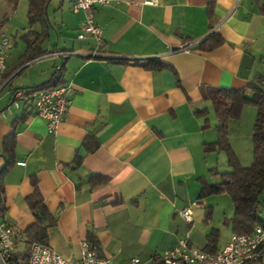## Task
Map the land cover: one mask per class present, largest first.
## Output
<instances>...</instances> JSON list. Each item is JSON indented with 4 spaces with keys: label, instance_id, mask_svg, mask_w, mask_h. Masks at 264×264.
<instances>
[{
    "label": "crops",
    "instance_id": "crops-1",
    "mask_svg": "<svg viewBox=\"0 0 264 264\" xmlns=\"http://www.w3.org/2000/svg\"><path fill=\"white\" fill-rule=\"evenodd\" d=\"M65 1L57 30L63 45L45 46L49 53L28 64L42 63L41 83L61 66L57 51L72 52L65 58V83L75 94L57 132L32 112L21 118L24 110L11 105L14 89L30 87H9L19 69L0 90V169L4 139L14 132L17 140L16 164L4 180V218L26 235L36 220L27 201L36 176L56 218L48 245L71 261L80 259L81 242L91 233L101 255L116 264L133 258L157 264L187 234L195 247L222 249L233 234L228 220L234 214L223 212L216 196L200 198V178L214 183L220 176L211 169L221 171V153L205 152V144L217 139L218 119L201 87L238 89L264 76V0H114L95 11L102 44L77 38L85 13ZM214 32L223 37L221 45L196 47ZM19 58L8 57V69ZM151 58L175 71L137 63ZM200 108L207 116L196 113ZM87 140L98 147L89 150ZM187 207L192 223L179 214ZM26 239L17 240L16 253Z\"/></svg>",
    "mask_w": 264,
    "mask_h": 264
},
{
    "label": "trees",
    "instance_id": "trees-1",
    "mask_svg": "<svg viewBox=\"0 0 264 264\" xmlns=\"http://www.w3.org/2000/svg\"><path fill=\"white\" fill-rule=\"evenodd\" d=\"M8 2L13 10L17 9L19 0H8ZM49 2L50 0H29V27L22 36L27 47L19 60L7 70L5 78H9L15 70L26 63L46 56L49 53V50L45 48V44L51 37V22L48 16ZM259 9L264 14V4H259ZM37 24L40 25V30L35 29ZM223 42V37L214 32L206 41L199 43L196 47L213 49ZM137 63L142 64L147 69L170 68L174 70L172 65L162 61L160 58L146 59L137 61ZM65 64L66 61L63 59L61 66L55 69L49 79L33 87L51 89L63 85L65 83ZM22 70L16 75L20 74ZM178 81L180 82L179 79ZM201 90L203 98L212 102L218 119L216 125L217 139L214 142L205 144V152H226L230 169L220 172L216 168L211 169L212 174L220 176V181L218 182L208 183L205 178H200L202 181L200 198L225 193L230 195L234 205V215L228 220V223L232 226L233 232L251 233L258 226L264 228V219L260 210L261 197L264 194V76L258 74L246 86L238 89L202 86ZM246 104L254 105L257 109L253 131V162L249 166L241 163L229 139V121L233 118H240ZM196 113L207 116L208 109L200 108L196 110ZM27 115L28 111H24L21 118H26ZM206 121L208 122V119ZM3 144L6 160L0 169V217H4L6 214L4 180L16 164V134L12 132L6 136ZM85 145L91 151L98 147V145H91L88 140ZM81 159L77 155L76 162L81 163ZM31 182L34 186V191L28 196L27 201L36 220L26 230L27 239L24 250L17 253V256L23 257V264H29V248L33 243L48 244V229L56 223V218L47 208L45 198L39 188L38 178L32 176ZM88 240L92 244L98 245V240L92 233ZM262 259L263 257L260 261ZM157 264H163V262L159 259Z\"/></svg>",
    "mask_w": 264,
    "mask_h": 264
},
{
    "label": "built area",
    "instance_id": "built-area-1",
    "mask_svg": "<svg viewBox=\"0 0 264 264\" xmlns=\"http://www.w3.org/2000/svg\"><path fill=\"white\" fill-rule=\"evenodd\" d=\"M73 12L83 11L82 32L77 36L80 40L94 38L98 44L103 43V28L96 22V8L112 3L114 0H67ZM158 0H144V4L155 5ZM16 39L11 38L0 29V87L5 86L9 78H5L8 70V57ZM57 55L67 58L72 52L57 51ZM96 56L93 52L92 57ZM75 87L72 83L46 89L42 87L16 88L12 92L11 105L32 112L46 119L50 133H56L60 123L73 104ZM180 216L192 223L193 209L187 207L179 210ZM15 224L0 217V264H23V257L17 256V240L26 239ZM264 228L258 226L251 233H236L220 250L201 249L190 244L189 235L165 250L158 258L163 264H254L264 256ZM29 264H116L110 257L102 256L98 245L85 239L81 242V256L77 262L61 255L57 250L43 243H33L29 248ZM132 264H140L139 258H133Z\"/></svg>",
    "mask_w": 264,
    "mask_h": 264
},
{
    "label": "rangeland",
    "instance_id": "rangeland-1",
    "mask_svg": "<svg viewBox=\"0 0 264 264\" xmlns=\"http://www.w3.org/2000/svg\"><path fill=\"white\" fill-rule=\"evenodd\" d=\"M60 2L61 0H50L48 4V16L53 25L51 30V37L45 44V46L49 49H52L56 44L63 45V39L61 38V40L59 41V34L57 33L61 18V12H59ZM28 10L29 0H19L16 10L12 9L8 0H0V27L3 28L2 30L7 36L11 38L16 37L17 41V44L10 52L9 62L16 61L26 50L27 46L25 41L22 39V36L29 27ZM39 28V24L35 25V29ZM41 66H43L42 63H39L38 65L28 66L20 74L13 77L9 87L31 86L35 83H39V81H42L43 79H46L45 72L41 70ZM17 70H15L14 73ZM212 112L215 116V112ZM256 117V107L251 104H246L243 108L240 118H233L229 121V139L233 150L235 151L242 164L251 163L253 160L252 131L254 128ZM220 153L221 158L219 163V170L225 171L229 168L228 156L224 151ZM219 180L220 178L218 177L213 181L216 182ZM212 196H216L220 199L223 212H226L228 215L234 214V205L229 194L225 193ZM261 200L262 203H260V210L261 216L264 219V194L262 195ZM230 232L231 231H229V233ZM256 264H264V258L263 261H258Z\"/></svg>",
    "mask_w": 264,
    "mask_h": 264
},
{
    "label": "water",
    "instance_id": "water-1",
    "mask_svg": "<svg viewBox=\"0 0 264 264\" xmlns=\"http://www.w3.org/2000/svg\"><path fill=\"white\" fill-rule=\"evenodd\" d=\"M207 38H204L203 40H201V41H204V40H206ZM197 43H200V42H197ZM196 43V44H197ZM38 59V58H37ZM36 60V59H35ZM30 62H28V63H26L25 65H23L21 68H19V70L15 73V74H13L11 77H13V76H15L19 71H21L24 67H26V66H28V64H29ZM4 86H1L0 87V90L3 88Z\"/></svg>",
    "mask_w": 264,
    "mask_h": 264
}]
</instances>
